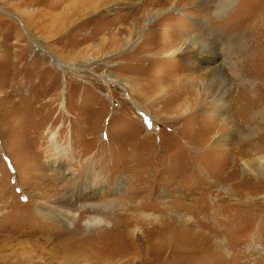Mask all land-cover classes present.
<instances>
[{
  "label": "rangeland",
  "instance_id": "374dc122",
  "mask_svg": "<svg viewBox=\"0 0 264 264\" xmlns=\"http://www.w3.org/2000/svg\"><path fill=\"white\" fill-rule=\"evenodd\" d=\"M219 1L0 0V264H69L63 244L71 233L34 214L50 204L42 196L66 187L71 176L53 165L54 143L63 147L62 161L74 158L73 170L93 162L104 176L126 179L120 192L99 200L113 210L126 208L118 200H146L147 208L127 210L129 216L162 221L175 218L161 209L169 203L181 208L178 219L196 222L177 238L190 253L180 264H264V178L245 173L239 161L244 151L251 162L264 157V106L243 118L238 104L231 108L240 91L254 97L261 76L232 83L227 132L235 130V140L225 155L215 149L204 159L198 136L212 129L211 146L223 123L206 86L200 97L207 68L170 54L210 28L207 35L220 41L216 62L225 68L242 71L261 56L264 32L252 28L264 30V0H238L217 14L226 3ZM183 99L198 106L185 113L178 108ZM158 229L138 241L160 235ZM205 233L228 255L211 254Z\"/></svg>",
  "mask_w": 264,
  "mask_h": 264
},
{
  "label": "bare ground",
  "instance_id": "6f19581e",
  "mask_svg": "<svg viewBox=\"0 0 264 264\" xmlns=\"http://www.w3.org/2000/svg\"><path fill=\"white\" fill-rule=\"evenodd\" d=\"M197 1L198 4L207 5L212 0ZM237 1L238 0H226L225 5H219L216 7L217 14H224L234 7ZM220 3L221 0L219 1V4ZM174 7L171 9L174 10ZM152 19H155V16ZM152 19L148 20V22L152 21ZM262 27L263 25L259 26V23H257L252 30L264 32ZM209 29L201 28L200 31H203V33L201 32L202 34H199L197 37H186L182 42L183 47H185H178L177 50L170 53L175 59L192 58L193 61L196 59L202 64V66H205L204 68H207V71L203 76V78H206V80H204L205 82H198L199 86H201V89L199 90L200 97L206 86V90L210 93L207 94L212 98L211 102L216 103L217 109L220 110V112L217 111V115L221 117L223 123L217 132L218 134L220 133V135L216 137L211 146L208 145L209 147H206L210 139L208 135H211L212 129L209 128L205 136H203L202 133L198 136L199 142L196 145H202V153H204L203 156H205L204 159L209 158V154L215 149H221L222 154L225 155V152L229 150L228 143H232L233 140H235L232 139L235 138V130H232L229 133L227 132L230 115L228 114L226 103L228 102L231 93L232 83L235 82L236 79L241 80L246 78L253 81L261 76V81L256 80L259 84L254 97L250 98L247 95L245 96V93L240 91L237 97L234 98L233 104L231 103L232 110L234 108L236 109L237 107H235V104H238L239 108L237 111L239 112V116H242L243 118V116H246L250 111L253 112V110L264 106V52H262L261 56L256 57L261 61V64L258 66L254 65L257 63L255 62L256 58H254L255 56L253 55L254 59H251L252 63H250L251 61L248 63L246 62L242 67V71L239 69V71L236 70V66L225 68L222 63L216 62L219 59L218 57H221L222 55L219 46L220 41L211 39L210 36L207 35L210 31ZM258 52L260 51L258 50ZM214 54H217L216 57H214ZM255 66L257 67L256 69ZM247 71H249V73ZM228 72L230 73L228 74ZM261 82L263 83L261 84ZM184 101L185 100L183 99V102L178 108L184 110L185 113L192 111L198 106L197 99H193L191 102L186 103H184ZM212 113L215 114L214 112ZM214 129H216V127ZM202 132H205V130ZM55 140L56 135H52L51 143L55 142ZM54 147L53 151L56 155L53 154V165L58 168L61 173H71V176L68 178L69 183L66 187L52 188L50 193L46 194V197L42 196V198H48L47 201H49L50 204L41 207L38 206L34 210V214L38 218L36 220L50 222L59 221L71 233L68 241L63 244V249L66 253L67 262L69 264L72 262L76 264H166V260L168 259L172 260V264H180L181 261H179V259L182 254H185L184 257H188L190 254L189 252H184L179 249L181 247L177 244V238L181 233H191L196 222L194 224H188L187 219L189 218L186 219V216L179 217L178 219L177 215L179 214L177 213L181 211L180 207L176 206L179 208L178 212L173 206L169 205V203L167 207L161 208L162 210L165 209L166 211H169L168 213L172 214L175 218L172 217L166 220L161 219L162 221H159L158 219H154L155 221H146V219L142 217L140 221H135L129 216L127 210H134V214H137V210H144L145 207L147 208L145 203L146 200L144 203L141 201L139 204L134 205L127 199L118 200L119 203L124 202V206H126L125 209L121 210H113L109 203L99 201L104 200L103 198L110 194H117L120 192L126 179H115L114 177L110 178L104 176L102 173L98 172L97 163L93 162L87 164V169H83L82 165L84 164L79 162L80 171L73 170L71 164L75 161L74 158H67L65 161H62L64 155L63 147L58 145V143H54ZM252 149L258 150L259 148ZM262 151L264 153V150ZM253 152L262 153L261 151ZM247 153V151H244L241 156H239V161L241 162L244 172L248 174L256 173L258 178H264V157L257 156L254 162H251ZM189 157L191 161L192 159L194 160L192 154ZM226 159L228 163V158L226 157ZM225 191L230 192L228 188H226ZM239 191L235 190V196H237L238 193H242V196L245 195V198L247 196L255 195L252 192ZM262 198L264 199V196ZM50 199L53 200L51 201ZM242 199L243 198L239 200L242 201ZM203 200H206L205 202L210 206L212 205L208 202L206 197H204ZM198 202L199 201H197V203ZM221 205L222 204H216V207L221 209L223 207ZM206 208L207 207L205 206V209ZM205 209L203 211L207 212L208 208L207 210ZM204 219H206V216H204ZM36 224L39 226L40 221H36ZM208 224L210 225L209 222ZM156 228L161 230L162 233L160 235H155L151 240H149L147 236L149 241L145 240L142 243L138 241L140 235H143L144 233L148 234L149 231V234H153L152 232H154L153 230ZM214 228L215 226H212L211 230L209 228L210 233H214ZM84 230H88L89 233L82 236L81 232ZM208 233H205L206 247L208 251H210L211 254L224 257L228 253L227 249L222 244L217 243L215 245L214 242H212L213 237H210V234ZM196 234L197 233H194V235ZM124 245L126 247L125 249H122ZM37 250L42 252V249ZM133 260L136 262H133Z\"/></svg>",
  "mask_w": 264,
  "mask_h": 264
}]
</instances>
